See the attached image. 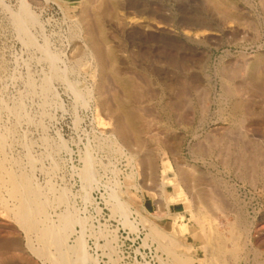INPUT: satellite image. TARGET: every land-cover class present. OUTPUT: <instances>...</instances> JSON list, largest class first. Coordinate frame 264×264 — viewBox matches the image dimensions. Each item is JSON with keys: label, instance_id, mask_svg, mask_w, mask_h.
<instances>
[{"label": "rangeland", "instance_id": "374dc122", "mask_svg": "<svg viewBox=\"0 0 264 264\" xmlns=\"http://www.w3.org/2000/svg\"><path fill=\"white\" fill-rule=\"evenodd\" d=\"M121 1L0 0L6 155L18 157L17 167L26 163L23 170L46 191L51 221L64 209L83 219L76 218L66 242L81 239L95 264H264V0ZM22 4L37 20L26 25L30 45L12 19ZM95 43H102L101 62ZM48 54L57 57L50 67ZM42 81L50 88L40 93ZM10 106L21 108L20 118ZM87 157L93 174L85 182ZM61 191L65 198L57 202ZM10 218H0V264H42ZM150 225L172 240L173 251L163 249L167 239L154 238Z\"/></svg>", "mask_w": 264, "mask_h": 264}, {"label": "bare ground", "instance_id": "6f19581e", "mask_svg": "<svg viewBox=\"0 0 264 264\" xmlns=\"http://www.w3.org/2000/svg\"><path fill=\"white\" fill-rule=\"evenodd\" d=\"M21 1V0H20ZM121 1V0H120ZM123 1V0H122ZM122 1H121V3H122ZM207 1V0H206ZM205 1V2H206ZM215 1V0H214ZM218 1V0H217ZM93 2H95V1H93ZM109 2V1H108ZM107 1L105 2V3H108ZM262 2V1H261ZM22 3V2H21ZM82 3V2H81ZM208 3V2H207ZM209 3H210V1H209ZM220 3V2H219ZM223 3V2H222ZM88 4V3H87ZM96 4H98V2L96 3ZM101 4H103V2H101ZM110 3H108V5H109ZM130 4V3H129ZM84 5V4H83ZM92 5V4H91ZM100 5V4H99ZM117 5H119V4H117ZM124 5V4H123ZM208 5V4H207ZM210 5V4H209ZM233 5V4H232ZM21 7H20V9L18 10V8H17V10H16V12L14 13V14H12L13 15V22L15 23V25H16V27H17V29H18V31L19 32H21V34H23L24 35V42H25V44L26 45H30L31 43H33L32 42V40H31V37H33V36H31L30 37V35H32L31 33H30V35L29 34H27L26 33V25L28 24L29 25V23H31V25H32V23L35 21V16H33V14H31L30 13V11H28V7L26 8L25 6H24V4H22V5H20ZM102 6V5H101ZM121 6V5H120ZM19 7V6H18ZM99 7V6H98ZM97 7V8H98ZM103 7V6H102ZM101 7V8H102ZM215 7V6H214ZM2 8V7H1ZM108 8V7H107ZM119 8V7H118ZM104 9V8H103ZM112 9V8H111ZM109 10V11H112V10ZM215 9V8H214ZM213 9V10H214ZM222 9V8H221ZM100 10V9H99ZM223 10V9H222ZM221 10V11H222ZM97 11V10H96ZM102 11H104V10H102ZM216 12V11H215ZM79 13H80V11H79ZM83 13V12H82ZM89 13V12H88ZM97 13H98V11H97ZM102 13V12H101ZM224 13V12H223ZM98 14H100V13H98ZM98 14H96V15H98ZM112 14V13H111ZM215 14H217V13H215ZM9 15V14H8ZM80 15H82V14H80ZM110 15V14H109ZM220 15H221V12H220ZM219 15V16H220ZM87 16V15H86ZM88 17V16H87ZM81 18V17H80ZM100 18V17H99ZM102 18H104V17H102ZM110 18V17H109ZM11 19V18H10ZM83 21H85V19H83V18H81ZM99 20V19H98ZM106 20V19H105ZM110 20V19H109ZM35 22H37V20L35 21ZM100 22V21H99ZM104 22V21H103ZM103 22H101V23H103ZM109 22V21H108ZM237 22V21H236ZM39 23V22H38ZM89 23V22H88ZM111 23V22H110ZM110 23H109V25H110ZM148 23V22H147ZM11 24H12V22H11ZM34 24V23H33ZM91 24H93V23H91ZM105 24H106V22H105ZM152 24V23H151ZM14 25V24H13ZM30 25V26H31ZM84 25H85V23H84ZM148 24H146L145 26H147ZM11 26V25H10ZM88 26V25H87ZM238 26V25H237ZM15 27V26H14ZM86 27V26H85ZM105 27V26H104ZM28 28V27H27ZM95 28V27H94ZM85 29V28H84ZM237 29V28H236ZM91 30V29H90ZM95 30H97V28L95 29ZM145 30V29H144ZM29 31V30H28ZM86 31V30H85ZM84 31V33H86ZM92 31H93V29H92ZM148 31V30H147ZM16 32H17V30H16ZM30 32V31H29ZM91 32V31H90ZM95 33L97 32V31H94ZM18 33V32H17ZM88 34H89V37L91 38H93L94 39V37L92 36L93 34H91V33H89V31L87 32ZM86 33V34H87ZM142 33V32H141ZM87 34V35H88ZM91 35V36H90ZM16 36V35H15ZM18 36H20V34L18 35ZM97 36H98V34H97ZM21 37V36H20ZM23 37V36H22ZM34 38V37H33ZM32 38V39H33ZM92 38H91V40H92ZM21 39V38H20ZM34 41V40H33ZM88 41V40H87ZM99 41V40H98ZM22 42H23V40H22ZM97 42V41H96ZM34 44V43H33ZM46 44V43H45ZM102 44V43H101ZM100 44V45H101ZM41 44H39V46H40ZM80 45V44H79ZM78 45V46H79ZM100 45H98V44H93V47H94V50H95V53H96V56H97V58H98V60H99V62H101V61H103L102 60V58H103V55H105V54H103V51H102V49H101V47H100ZM35 46V45H34ZM43 46V45H42ZM87 46V45H86ZM41 47V46H40ZM44 47V46H43ZM80 47V46H79ZM45 48H46V45H45ZM45 48H43V49H45ZM75 48H76V46H75ZM78 48V47H77ZM90 48V47H89ZM102 48H103V46H102ZM105 48V47H104ZM103 48V49H104ZM47 49V48H46ZM46 49H45V51H46ZM83 49V48H82ZM82 49H80V51L82 50ZM40 50H41V48H40ZM88 50V49H87ZM91 50H92V48H91ZM83 51V50H82ZM86 52V51H85ZM84 52V54H87V52L85 53ZM89 52H91V51H89ZM94 52V51H93ZM46 53H48L47 51L45 52V53H43V54H46ZM77 53H78V51H77ZM80 53V52H79ZM83 53V52H82ZM110 53V52H109ZM93 54V53H92ZM80 55V54H79ZM79 55L77 56V58L79 57ZM82 55V54H81ZM114 55V54H113ZM44 56V55H43ZM75 56V55H74ZM55 57L56 56H52L51 54L49 55L48 54V56H47V58H49V63L51 64V65H49L48 64V62H47V66H53L52 64H53V60L55 59ZM93 57V56H92ZM120 57V56H119ZM94 58V57H93ZM56 59H57V57H56ZM55 59V60H56ZM80 59V58H79ZM107 59V58H106ZM105 59V60H106ZM117 59V58H116ZM98 60L97 59H95V62H98ZM245 60V59H244ZM107 61V60H106ZM108 62V61H107ZM94 63V62H93ZM98 64V63H97ZM97 64H95V65H97ZM103 64V63H102ZM262 64V63H261ZM264 64V63H263ZM262 64V65H263ZM104 65V64H103ZM111 65V64H110ZM257 65V64H256ZM255 65V66H256ZM261 65V66H262ZM106 66H108V65H106ZM112 66V65H111ZM258 67V66H257ZM70 68V67H69ZM68 68V69H69ZM103 68V67H102ZM101 68V69H102ZM107 68V67H106ZM117 68V67H116ZM254 68V67H253ZM256 68V67H255ZM254 68V69H255ZM260 68H263V67H260ZM67 69V68H66ZM65 69V70H66ZM104 69V68H103ZM231 69V68H230ZM245 69V68H244ZM264 69V68H263ZM51 69L49 68V71H50ZM54 70V69H53ZM63 70V69H62ZM69 70H71L72 71V69H69ZM98 70H100L99 68H98ZM261 70V69H260ZM57 70H55L54 71V73L56 72ZM64 71V70H63ZM70 71V72H71ZM101 71V70H100ZM116 71H118V70H116ZM53 72V71H52ZM58 72V71H57ZM68 72V71H67ZM94 72H96V71H94ZM119 72V71H118ZM121 72V71H120ZM254 72V71H253ZM262 72V71H261ZM46 73H48V71L46 72ZM228 73V72H227ZM232 73H234V72H232ZM237 73V72H236ZM58 74L59 73H57V76H58ZM66 73L64 72V75H65ZM53 75H55V74H53ZM67 75V74H66ZM96 75V74H95ZM102 75H103V73H102ZM119 75H120V73H119ZM122 75V74H121ZM45 77L47 76V75H44ZM56 76V77H57ZM62 76V75H61ZM61 76H60V79H61ZM94 76V75H93ZM101 75H99V77H100ZM248 76V75H247ZM246 76V77H247ZM255 76V75H254ZM50 77H52L51 76V74H50ZM68 77V76H67ZM70 77V76H69ZM121 77V76H120ZM119 77V78H120ZM232 77H234V76H232ZM245 77V78H246ZM264 77V76H263ZM47 78V77H46ZM54 78H55V76H54ZM112 78V77H111ZM257 78H258V76H257ZM11 79V78H10ZM44 79V78H43ZM48 79H50V78H48ZM95 79V78H94ZM106 79V78H105ZM228 79V78H227ZM247 79V78H246ZM251 79H253V78H251ZM262 79V78H261ZM42 80V79H41ZM46 80V79H45ZM64 80V79H63ZM72 80V79H71ZM75 80V79H74ZM103 80V79H102ZM101 80V81H102ZM109 80V79H108ZM225 80V79H224ZM232 80V79H231ZM248 80V79H247ZM246 80V81H247ZM29 81H30V79H29ZM32 81V80H31ZM30 81V82H31ZM51 80H49V82H50ZM68 80H66V82H67ZM100 81V79L98 80V82ZM107 81V80H106ZM105 81V82H106ZM132 81V80H131ZM130 81V82H131ZM258 81H260V79L258 80ZM263 81V80H262ZM28 82V81H27ZM45 83H43V81H42V90H40V93H41V91H46L47 92V90L50 88L49 87V84H47L46 85V83H48V82H46V81H44ZM70 82V81H69ZM75 82V81H74ZM174 82V81H173ZM29 83V82H28ZM51 83V82H50ZM112 82H109V84H110V86L113 84H111ZM128 83V82H127ZM230 83V82H229ZM248 82H246V85H249V84H247ZM257 83H259V82H257ZM256 83V84H257ZM31 84H32V82H31ZM33 84H34V82H33ZM40 84H41V81H40ZM69 84V83H68ZM94 84V83H93ZM96 84V83H95ZM107 84V83H106ZM108 84V85H109ZM244 84V83H243ZM251 84V86H252V83H250ZM231 85V84H230ZM6 86V85H5ZM33 86V85H32ZM66 86H67V84H66ZM93 86V85H92ZM91 86V87H92ZM103 86V85H102ZM107 86V85H106ZM115 86V85H114ZM229 86V85H228ZM228 86H227V88H228ZM233 86V85H232ZM237 85H235V87H236ZM241 86V85H240ZM240 86H239V88H240ZM250 85L248 86V88L249 87H251ZM27 87V86H26ZM34 87V86H33ZM38 87H39V84H38ZM47 87H49L48 89H47ZM71 87H73V86H71ZM70 87V88H71ZM96 87H97V85H96ZM96 87H94V90H96L95 88ZM108 87V86H107ZM118 87V86H117ZM123 87H125V86H123ZM238 87V86H237ZM247 87V86H246ZM256 87H258V85L256 86ZM32 88V87H31ZM40 88V87H39ZM39 88H37V89H39ZM70 88H68V89H70ZM93 88V87H92ZM99 88V87H98ZM109 88V87H108ZM261 88V87H260ZM27 89V88H26ZM35 89V88H34ZM37 89H35L36 91H37ZM76 89V88H75ZM79 89H81V88H79ZM88 88H85V90H87ZM103 89V88H102ZM112 89V88H111ZM133 89V88H132ZM250 89V88H249ZM248 89V90H249ZM82 90H84V88L82 89ZM91 90H93V89H91ZM99 90V89H98ZM109 90H110V88H109ZM120 90V89H119ZM182 90V89H181ZM231 90V89H230ZM240 90V89H239ZM25 91V90H24ZM27 91V90H26ZM105 91V90H104ZM116 91V90H115ZM186 91V90H185ZM232 92H234V88H233V90H231ZM38 93H39V91H37ZM44 92H42V94L44 93ZM51 92V91H50ZM53 92V91H52ZM84 92H86V91H84ZM92 92H94V91H92ZM134 92V91H133ZM181 92V91H180ZM232 92H231V95H232ZM235 92H238V91H235ZM234 92V93H235ZM25 93V92H24ZM27 93H28V91H27ZM31 93V92H30ZM30 93H28V94H30ZM33 93V92H32ZM31 93V94H32ZM73 93V92H72ZM82 93V92H81ZM81 93H79V94H81ZM88 93H89V91H88ZM97 93H98V91H97ZM113 93V92H112ZM124 93V92H123ZM230 93V92H229ZM233 93V94H234ZM239 93V92H238ZM245 93V92H244ZM78 94V95H79ZM92 94V93H91ZM98 94H101V93H98ZM98 94H97V96H98ZM120 94V93H119ZM125 94V93H124ZM134 94V93H133ZM39 96H40V94H38ZM50 95V94H49ZM74 95V94H73ZM82 95V94H81ZM89 95H90V93H89ZM96 94L94 93V96H95ZM106 95H108L107 93H106ZM182 95V94H181ZM230 95V96H231ZM1 96V95H0ZM19 96V95H18ZM51 96V95H50ZM54 96V95H53ZM94 96L92 97V98H94ZM135 96V94L133 95V97ZM139 96H141V95H139ZM230 96H229V98H230ZM235 96V95H234ZM237 96V95H236ZM235 96V97H236ZM243 96V95H242ZM46 97V96H45ZM49 97V96H48ZM80 97V96H79ZM86 97H88V96H86ZM122 97V96H121ZM226 97V96H225ZM256 97H258V96H256ZM19 98V97H18ZM52 98V97H51ZM101 98H103V97H101ZM104 98H105V96H104ZM107 98V97H106ZM123 98V97H122ZM183 98V97H182ZM1 99V98H0ZM3 99V98H2ZM20 99V98H19ZM45 99V98H44ZM44 99H43V96H42V101H44ZM46 99H48V98H46ZM50 99V98H49ZM80 99H81V97H80ZM88 98H86L85 100H87ZM95 99V98H94ZM99 99V98H98ZM111 99V98H110ZM241 99V98H240ZM249 99V98H248ZM41 100V99H40ZM97 100V99H96ZM100 100V99H99ZM107 100V99H106ZM144 100V99H143ZM263 100V99H262ZM46 101V100H45ZM80 101H82V99L80 100ZM84 101V100H83ZM101 101V100H100ZM133 101V100H132ZM141 101H142V99H141ZM232 101V100H231ZM242 101V100H241ZM247 101V100H246ZM4 102V101H3ZM36 102V101H35ZM49 102V101H48ZM79 102V101H78ZM87 101H85V103H86ZM119 102H120V100H119ZM128 102H130V101H128ZM243 102V101H242ZM15 103V102H14ZM44 103V102H43ZM80 103V102H79ZM83 103V102H82ZM98 103H99V101H98ZM112 103V102H111ZM235 102H233V104H234ZM243 103H245V102H243ZM257 103V102H256ZM46 104V103H45ZM115 104V103H114ZM170 104H172V103H170ZM236 104H238V102L236 103ZM262 104V103H261ZM2 105V104H1ZM111 105V104H110ZM129 105H131V103L129 104ZM249 105V104H248ZM257 105V104H256ZM8 106V105H7ZM15 106V105H14ZM98 106H101V104L100 105H98ZM108 106V105H107ZM116 106V105H115ZM242 106H244V105H242ZM10 107H12L11 109L13 110V106H10ZM45 107V106H44ZM96 107V106H95ZM102 107V106H101ZM109 107V106H108ZM97 108V107H96ZM246 108V107H245ZM260 108H262V107H260ZM4 109V108H3ZM10 109V110H11ZM19 109H21L20 107L19 108H14V110H13V112H14V118H15V116L16 117H19L20 116V111H19ZM42 109H44V108H42ZM42 109L40 110V111H42ZM110 109V108H109ZM241 109H243V108H241ZM106 110H108V109H106ZM105 110V111H106ZM112 110H113V108H112ZM134 110V109H133ZM180 110V109H179ZM39 111V112H40ZM98 111V109L96 110V112ZM235 111H236V109H235ZM251 111V110H250ZM100 112H101V109H100ZM100 112H99V114H100ZM182 112H183V110H182ZM187 112V111H186ZM239 112V111H238ZM241 112V111H240ZM244 112V111H243ZM3 113V112H2ZM6 113V112H5ZM8 113V112H7ZM42 113V112H41ZM102 113V112H101ZM105 113V112H104ZM135 113V112H134ZM247 113V112H246ZM246 113H244V114H246ZM0 114H1V112H0ZM22 114V113H21ZM30 114V113H29ZM98 113H97V115H99ZM109 114H112V113H109ZM119 114V113H118ZM185 114V113H184ZM242 114V113H241ZM243 114V115H244ZM7 115V114H6ZM96 115V114H95ZM96 115V116H97ZM103 115V114H102ZM108 115V114H107ZM242 115V116H243ZM247 115V114H246ZM12 116V115H11ZM101 115H99V116H97V117H99V118H97V121L100 123V126L102 125L101 124V121H100V119H101V117H100ZM106 116V115H105ZM111 116H113V114L112 115H110V117ZM245 116V115H244ZM6 117V116H5ZM31 117V116H30ZM107 117V116H106ZM9 118V117H8ZM20 118V117H19ZM19 118H18V120H19ZM0 119H1V117H0ZM21 119H22V117H21ZM26 119V118H25ZM24 119V120H25ZM107 119V118H106ZM108 119H110V118H108ZM116 119V118H115ZM140 119V118H139ZM241 119V118H240ZM243 119V118H242ZM6 120H7V117L5 118V122H6ZM9 120V119H8ZM13 120V119H12ZM31 120V118L29 119V121ZM96 120V119H95ZM114 120V119H113ZM237 120V119H236ZM21 121V120H20ZM20 121H18V123L20 122ZM102 121L104 122V120H103V118H102ZM110 121H111V119H110ZM238 121H239V119H238ZM11 122V121H10ZM32 122V121H31ZM106 122V121H105ZM104 122V123H105ZM118 122V121H117ZM3 123V122H2ZM7 123V122H6ZM5 123V124H6ZM11 123H15V122H11ZM98 123V124H99ZM107 123L109 124V121H107ZM140 123V122H139ZM234 123V122H233ZM232 123V124H233ZM8 125L10 124V123H7ZM22 124V123H21ZM97 124V125H98ZM115 124H116V122H115ZM114 124V125H115ZM148 124V123H147ZM15 126H16V124H14ZM105 125H107V124H105ZM105 125H103V127H107V126H105ZM110 125V124H109ZM117 125H118V123H117ZM150 126H151V124H149ZM234 125V124H233ZM3 128H4V123H3ZM1 126V127H2ZM99 126V125H98ZM111 126V125H110ZM119 126V125H118ZM125 126V125H124ZM6 127V126H5ZM149 127V126H148ZM14 128V127H13ZM98 128V127H97ZM100 128V127H99ZM111 128V127H110ZM109 128V129H110ZM116 128H118V127H116ZM220 128V127H219ZM231 128V127H230ZM6 129H8L7 131H0V218H7V217H11L14 221H16L17 223H18V225L21 227V230H23L24 231V235H25V238H26V240H25V245H26V247H28L30 250H32L34 253H35V255H37L40 259H41V261H42V264H86V262H87V260L89 259V257H88V252H86V249H85V245H83V243H82V241H81V239H78V240H76L75 241V243L74 244H72V245H68L67 244V242H66V239H67V234H68V232H69V230H70V228H71V226L75 223V222H81V220H83V219H81V218H78L77 216H76V218H78V219H80L79 221H78V219H76V218H74V216H72L71 215V213H72V211H71V213H69V211L68 210H66V209H64V211L62 212V213H60L58 216H57V220L54 222V221H51V219L49 218V216H48V214H47V206H48V204H49V202L51 201V199H48V197H47V194L45 195L43 192H46V191H41V189H40V187L39 186H37V184L35 185L32 181H33V178L31 179L30 178V175L27 173V172H25L24 170L26 169L25 168V165H26V163H25V165H23L24 166V170L22 169V168H20V165H18V167H17V163L19 164V162H17V160L15 161V159H17L18 157L17 156H15V157H17V158H13V159H10V157H9V154H8V156L6 155V153H5V146H6V142H7V140L9 139V138H7L8 136H7V134H9L8 132L10 131V128H7L6 127ZM12 129V128H11ZM119 130L118 131H120L121 133L122 132H124L123 130H124V128H122V126L120 127L119 126V128H118ZM126 129V128H125ZM150 129V128H149ZM222 129V128H221ZM237 129V128H236ZM240 129V130H239ZM242 129V127L241 128H238V130L239 131H237V133L239 132L240 133V131H242L241 130ZM20 130V129H19ZM100 130V129H99ZM104 130V129H103ZM114 130V129H113ZM129 130V129H128ZM15 131H16V127H15ZM110 131V130H109ZM112 131V130H111ZM229 131V130H228ZM234 131V130H233ZM249 131V130H248ZM13 132H14V130H13ZM18 132V131H17ZM113 132H115V131H113ZM112 132V133H113ZM119 132V133H120ZM130 132H131V130H130ZM129 132V133H130ZM232 132V131H231ZM236 132V131H235ZM11 133V132H10ZM100 133H102L101 131H100ZM107 133V132H106ZM117 133V132H116ZM120 133V134H121ZM153 133V132H152ZM238 133V134H239ZM26 134V133H25ZM12 135H14V134H12ZM15 135H17V134H15ZM113 135V134H112ZM118 135V134H117ZM122 135V134H121ZM127 135V134H126ZM11 136V135H10ZM19 136V135H18ZM106 136H108L107 134H106ZM243 136V135H242ZM24 137V136H23ZM25 137H26V135H25ZM126 137V136H125ZM145 137V136H144ZM149 137V136H148ZM156 137V136H155ZM14 138V137H13ZM13 138H10V139H12L13 140ZM19 138H20V136H19ZM130 138V137H129ZM132 138V137H131ZM146 138V137H145ZM243 138V137H242ZM16 139V138H15ZM126 139V138H125ZM218 139V138H217ZM230 139V138H229ZM20 140H21V138H20ZM127 140H129V139H127ZM133 140V139H132ZM9 141V140H8ZM11 141V140H10ZM17 141V140H16ZM126 141V140H125ZM151 141V140H150ZM14 142V141H13ZM20 142V141H19ZM43 142V141H42ZM47 142V141H46ZM138 142V141H137ZM136 142V143H137ZM225 142V141H224ZM12 143V142H11ZM22 143V142H21ZM20 143V145H23V144H21ZM29 143V142H28ZM113 143V142H112ZM17 144H18V142H17ZM43 144H45V143H43ZM49 144V143H48ZM15 145V144H14ZM50 145V144H49ZM142 145V144H141ZM143 145H144V143H143ZM225 145V144H224ZM227 145V144H226ZM233 145V144H232ZM241 145V144H240ZM242 145H243V143H242ZM10 146H12V144H10ZM28 146V145H27ZM47 146V145H46ZM45 146V147H46ZM51 146V145H50ZM112 146V145H111ZM116 146V145H115ZM135 146V145H134ZM133 146V147H134ZM229 146V145H228ZM15 147V146H14ZM25 148H26V146H24ZM138 147V146H137ZM12 148V147H11ZM22 149H23V147H21ZM136 148V147H135ZM142 148H143V146H142ZM141 148V149H142ZM241 148V147H240ZM261 148V147H260ZM7 149H10V147L9 148H7ZM45 149V148H44ZM48 149H49V147H48ZM147 149V148H146ZM29 150V149H28ZM46 150V149H45ZM261 150V149H260ZM7 151V150H6ZM24 151V150H23ZM47 151V150H46ZM87 151V150H86ZM112 151V150H111ZM137 151V150H136ZM45 152V151H44ZM148 152V151H147ZM243 152V151H242ZM244 152H245V150H244ZM244 152H243V156L242 157H244L243 159H245V156H244ZM21 153V152H20ZM47 153H49V150L46 152V153H43V154H47ZM140 153H142V152H140ZM264 153V152H263ZM263 153H261L262 154V156H263ZM29 154V153H28ZM32 154V153H31ZM245 154H247V153H245ZM249 154V153H248ZM248 154L246 155V157L248 156ZM24 155V154H23ZM47 155H49V154H47ZM137 155V154H136ZM138 155H140V154H138ZM31 155H29V157H30ZM88 156V155H87ZM149 156H151V154L149 155ZM153 156V155H152ZM23 157V156H22ZM25 157H28V156H25ZM32 157H34V156H32ZM41 157V156H40ZM39 157V158H40ZM140 157H142V156H140ZM144 157V156H143ZM249 157V159L251 158L250 156H248ZM21 158V157H20ZM34 158H36V156L34 157ZM91 158V157H90ZM150 158V157H149ZM22 159V158H21ZM37 159V158H36ZM92 159V158H91ZM139 159V158H138ZM141 159V158H140ZM139 159V160H140ZM248 159V158H247ZM252 159V158H251ZM23 160V159H22ZM33 160H35V159H33ZM40 160V159H39ZM240 160V159H239ZM262 160V159H261ZM32 160H30L29 158H28V162L29 163H32L31 162ZM92 161H93V159H92ZM241 161V160H240ZM256 161V160H255ZM17 162V163H16ZM22 162V161H21ZM24 162H26V161H24ZM33 162H37L36 160L35 161H33ZM54 162V161H53ZM146 162H148L147 161V158H146ZM150 162V161H149ZM246 162V161H245ZM249 162V161H248ZM251 162H254V161H252L251 160ZM141 163H142V161H141ZM247 163V162H246ZM258 163V162H257ZM14 164H16L15 166L17 167V169H15L14 168ZM92 164H94L93 162H92ZM145 163H143V165H144ZM147 165V164H146ZM244 165V164H243ZM30 166V165H29ZM31 166H32V164H31ZM55 166V165H54ZM151 166V168H152V165H150ZM260 166H262V165H260ZM33 167H34V165H33ZM146 167V166H145ZM144 167V168H145ZM29 168V167H28ZM52 168H53V166H52ZM91 168H92V166H91V160L87 157L86 158V162H85V166H84V169L82 168L81 170H83V174H82V176H83V180L86 182V181H88V180H91V177H92V170H91ZM148 168V167H147ZM155 168V167H154ZM142 169V168H141ZM149 169V168H148ZM147 169V170H148ZM29 170V169H28ZM45 170V169H44ZM144 170H146V169H144ZM155 170V169H154ZM41 171V170H40ZM32 172V171H31ZM151 172H153V171H151ZM150 172V173H151ZM50 173V172H49ZM184 173V172H183ZM46 174V173H45ZM48 174V173H47ZM95 174V173H94ZM176 174H178V173H176ZM184 174H186V173H184ZM153 175V174H152ZM179 175V174H178ZM150 176V175H149ZM181 176V175H180ZM152 178V177H151ZM32 180V181H31ZM82 179H81V181H83ZM83 181V182H84ZM48 182V181H47ZM47 184V183H46ZM49 184V183H48ZM47 184V186H48V188H50L49 187V185ZM84 184H86V183H84ZM186 184H187V181H186ZM83 186H85V185H83ZM195 186V185H194ZM52 187V186H51ZM46 189H47V187H46ZM47 190H49V189H47ZM51 191V190H50ZM49 191V192H50ZM57 192V191H56ZM68 192V191H67ZM211 192V191H210ZM59 194L58 195H56L55 196V200L57 201V202H63V199L65 198L64 197V193L61 191V192H58ZM115 193V192H114ZM50 194V193H49ZM48 194V195H49ZM66 194V193H65ZM114 200V199H113ZM116 201V200H115ZM114 201V202H115ZM53 202V201H52ZM64 202H65V200H64ZM120 202V201H119ZM54 203H55V201H54ZM66 203V202H65ZM117 203V202H116ZM115 203V204H116ZM113 204V203H112ZM50 205H51V203H50ZM118 206H117V208H119V210L121 209V211H123L122 209V205L121 204H117ZM124 205V204H123ZM66 206H68V205H66ZM114 206V205H113ZM191 206V205H190ZM52 208V207H51ZM198 208V207H197ZM70 209H71V207H70ZM126 210V209H125ZM124 210V211H125ZM113 211H115V209H113ZM117 212V211H116ZM125 212H127V211H125ZM125 215V214H124ZM201 217V216H200ZM11 218H10V220H11ZM9 219V218H8ZM7 219V220H8ZM197 219H198V216H197ZM201 220V219H200ZM5 221V220H4ZM9 221V220H8ZM193 221V220H192ZM195 221H199V219L198 220H196L195 219ZM202 221H203V219H202ZM83 222V221H82ZM205 222V221H204ZM3 223V222H2ZM6 223V222H5ZM142 223V222H141ZM199 223H201V221L200 222H198V224ZM206 223V222H205ZM16 224V223H15ZM80 224V223H79ZM151 224V223H150ZM194 224V223H193ZM7 225V224H6ZM17 225V224H16ZM80 225H82V223L80 224ZM195 225V224H194ZM1 226V225H0ZM18 226V227H19ZM202 226V225H201ZM207 226V225H206ZM10 228V227H9ZM81 228V227H80ZM203 228V227H202ZM208 228H209V225H208ZM149 229L151 230L150 232H151V235L154 237V238H156V239H161V238H158V237H160V236H162V237H165L167 240H164V242L166 241H168L166 244H162L164 247H163V249L165 250V251H167V252H171V245L173 244V242H172V240L170 239V238H168L167 236H165L164 234H162V232L160 233L157 229H155V227L153 226V225H150L149 226ZM197 229H198V227H197ZM210 229V228H209ZM203 230V229H202ZM206 230V229H205ZM208 230V229H207ZM5 231H7V230H5ZM205 232V231H204ZM70 233V232H69ZM170 233V232H169ZM16 234V233H15ZM209 234V233H208ZM207 234V235H208ZM4 235H5V237L6 238H12V241L14 242V240L13 239H15L16 237L14 236V235H12V234H9V233H7V234H5L4 233ZM17 235V234H16ZM70 235V234H69ZM171 235V234H170ZM3 236V235H2ZM173 236V238H174V235H172ZM211 236H213V234L211 235ZM211 236H209L208 235V238L209 237H211ZM19 237V236H18ZM151 237V236H150ZM202 237H203V232H202ZM80 238H82L81 236H80ZM212 238V237H211ZM211 238L208 240V241H210V244L212 243L211 242ZM215 238V237H214ZM19 239V238H18ZM164 239V238H163ZM162 239V240H163ZM213 239V238H212ZM216 239V238H215ZM16 240V239H15ZM161 240V241H162ZM203 240H205L204 238H203ZM3 241V240H2ZM10 241V240H9ZM160 241V243H162ZM208 241H207V244H208ZM5 242V241H4ZM13 242H11L10 241V243H11V245L13 244ZM17 242H18V240H17ZM16 242V243H17ZM20 242V241H19ZM23 242V241H22ZM157 242H158V240H157ZM217 243H218V241H217ZM216 243V244H217ZM3 244V243H2ZM209 244V246L211 247V245ZM214 244V242L212 243V245ZM4 245V244H3ZM10 245V244H9ZM8 244H7V246H9ZM14 245V244H13ZM17 245V244H16ZM23 245V244H22ZM158 245H160V244H158ZM174 245H176V244H174ZM205 245V247H206V244H204ZM177 246V245H176ZM217 247H218V244L216 245ZM20 247V246H19ZM25 247V248H26ZM204 246H203V248H205ZM15 248H17V247H15ZM174 248V247H173ZM214 248V247H213ZM212 247L211 248H208V249H213ZM27 249V248H26ZM175 249H177L176 247L174 248V250ZM188 250V249H187ZM173 251V250H172ZM208 252V251H207ZM211 252H213V251H211ZM210 252V253H211ZM214 252H216V250L214 251ZM213 252V253H214ZM209 253V252H208ZM174 254H175V252H174ZM173 254V255H174ZM231 254V253H230ZM173 255H171V256H173ZM211 255V254H210ZM214 255V254H213ZM213 255H211V256H213ZM90 256V255H89ZM175 256V255H174ZM217 257H218V255H217ZM210 258V257H209ZM208 259V258H207ZM212 259V258H211ZM89 260H91V259H89ZM93 260H95V259H93ZM203 260V259H202ZM209 260V259H208ZM20 261V260H19ZM92 261V260H91ZM207 261V260H206ZM219 261H221V260H219ZM218 261V262H219ZM90 262V261H89ZM88 262V263H89ZM216 263H217V260L215 261ZM92 263H94L93 261H92ZM214 263V262H213ZM212 263V264H213ZM95 264V263H94Z\"/></svg>", "mask_w": 264, "mask_h": 264}]
</instances>
